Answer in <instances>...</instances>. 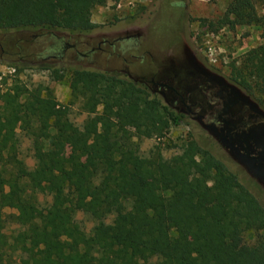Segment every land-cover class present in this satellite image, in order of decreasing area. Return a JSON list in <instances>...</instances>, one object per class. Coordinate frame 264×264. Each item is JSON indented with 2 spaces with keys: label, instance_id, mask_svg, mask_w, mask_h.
<instances>
[{
  "label": "trees",
  "instance_id": "16d2710c",
  "mask_svg": "<svg viewBox=\"0 0 264 264\" xmlns=\"http://www.w3.org/2000/svg\"><path fill=\"white\" fill-rule=\"evenodd\" d=\"M119 1L0 0V34L89 35L99 27L93 11ZM226 1L222 26L263 24L254 0ZM72 72V104L81 100L88 115L81 127L42 86L17 79L0 95V264H264L263 188L195 139L171 158L160 147L143 155V140L165 138L182 119L133 82ZM230 81L264 105V41ZM40 195L52 199L46 208ZM79 213L95 223L89 233Z\"/></svg>",
  "mask_w": 264,
  "mask_h": 264
},
{
  "label": "rangeland",
  "instance_id": "374dc122",
  "mask_svg": "<svg viewBox=\"0 0 264 264\" xmlns=\"http://www.w3.org/2000/svg\"><path fill=\"white\" fill-rule=\"evenodd\" d=\"M173 1L181 0H120L118 3L110 2L106 6L98 7L93 11L92 21L99 26L96 29L97 31L103 27L119 26L124 22H127L128 25L135 24L134 18L139 14L141 6L147 8L151 3L163 2V6L166 5L160 15V30L154 36V42L163 45L165 42L164 38L170 37L172 31L169 27L170 21H172L170 15L174 13V10L168 4ZM182 2L189 7L187 16L190 22L189 30L191 32L192 46L212 69L230 81L233 65L239 68L247 64L249 52L257 48L264 41L262 38L264 32V0H254L263 24L239 26L236 29H231L229 26H222L220 24V20L225 15L228 6L226 0H183ZM28 35L31 34L28 32L0 34V42L4 39H10L14 46L12 50H8L9 54L2 55L0 50V95L11 88L17 79L27 85L29 89L42 86L44 90L51 91L53 97L60 105L70 108L71 120L81 127L88 115L82 111L83 103L81 100L72 104V70H88L90 66H88L87 62L85 64H73L70 57L66 58L64 62L52 60L46 62L39 61L36 59V56L30 54L35 52L38 54L41 47L36 49L34 47L25 48L22 43L14 45L21 38L29 39ZM81 50L84 51L82 48ZM16 66L23 69L19 75H17L18 73L14 68ZM51 67L64 69L65 77L61 81L54 80L51 72L47 70ZM122 68V62L119 61L113 67L99 64L96 66L94 72H109V75L112 76H122L123 74L120 72L113 71ZM221 96L223 97V93ZM253 100L255 101V99ZM261 107L264 109V105ZM100 110L101 108H99ZM19 137L22 157L25 158L28 167L32 169L35 162L29 152L30 141L23 134H19ZM191 139H195L202 146L210 148L216 155L227 160L234 171H241L240 167H237L230 161L225 151L214 140L210 139L205 133L193 131L185 123L172 126L163 139L153 138L143 140L141 142V153L147 155L153 148L160 147L163 155L166 158H171L178 154L182 146ZM64 149L66 155L70 154V149L67 146ZM88 161L89 159L85 160V163ZM262 196L264 197V194ZM38 199L43 208L49 206L52 201L51 197L43 195H40ZM12 213V210H6L7 215ZM77 220L87 233L95 225L91 218L85 216L83 213L78 214ZM16 230V226L9 222L5 232L8 236H11ZM241 239L245 243H252L255 240V236L247 234L241 237ZM18 256V254H15L13 261L19 262Z\"/></svg>",
  "mask_w": 264,
  "mask_h": 264
},
{
  "label": "flooded vegetation",
  "instance_id": "af4514ba",
  "mask_svg": "<svg viewBox=\"0 0 264 264\" xmlns=\"http://www.w3.org/2000/svg\"><path fill=\"white\" fill-rule=\"evenodd\" d=\"M182 1L168 4L174 10L170 15L172 31L170 37L164 38L163 45L154 42V36L160 30V15L166 5L163 6V2L151 3L147 8L141 6L134 18L135 24L124 22L75 37L54 32L31 34L29 39L21 38L14 45L22 43L25 48L41 47L38 54L30 55L42 62H64L68 57L73 64L87 62L88 70L93 72L99 64L113 67L120 61L123 68L113 70L123 74L117 75L118 78L145 90L151 100L160 101L171 114L179 116L181 124L208 135L203 125L215 123L223 107L221 88L214 80L217 75H222L212 69L192 46L187 16L189 7ZM12 47L10 39L0 42L2 55L9 54Z\"/></svg>",
  "mask_w": 264,
  "mask_h": 264
},
{
  "label": "water",
  "instance_id": "95a60500",
  "mask_svg": "<svg viewBox=\"0 0 264 264\" xmlns=\"http://www.w3.org/2000/svg\"><path fill=\"white\" fill-rule=\"evenodd\" d=\"M214 80L223 93V107L216 122L203 127L228 157L264 190V109L225 77L217 75Z\"/></svg>",
  "mask_w": 264,
  "mask_h": 264
}]
</instances>
